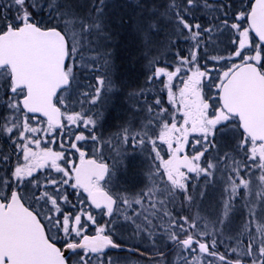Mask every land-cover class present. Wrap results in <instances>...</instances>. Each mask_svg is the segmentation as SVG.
Segmentation results:
<instances>
[{
	"label": "snow or ice",
	"instance_id": "6c2138e0",
	"mask_svg": "<svg viewBox=\"0 0 264 264\" xmlns=\"http://www.w3.org/2000/svg\"><path fill=\"white\" fill-rule=\"evenodd\" d=\"M137 7L149 83L160 82L172 109L153 97L147 108L158 106V136L122 125V140L134 148L147 137L166 181L159 196L152 186L120 199L106 190L115 169L89 156V141L99 147L103 139L96 134L102 114L69 112L64 99L84 73L95 74L84 93L92 106L123 90L108 51L113 4L0 0V140L10 149L0 150V264H119L112 250L139 252L146 264H169L170 254L173 264H264V0H140ZM205 10L210 19L202 24L195 14ZM225 34L227 56L210 54ZM181 41L190 42L188 55L172 53ZM167 55L173 64H160ZM57 137L60 150H53ZM119 162L126 165L127 148ZM201 177L223 184L220 211L208 219L183 214L207 196L192 184ZM177 199L180 212L173 211ZM245 208L248 220L234 227ZM123 226L150 247L128 249L118 238Z\"/></svg>",
	"mask_w": 264,
	"mask_h": 264
},
{
	"label": "rangeland",
	"instance_id": "374dc122",
	"mask_svg": "<svg viewBox=\"0 0 264 264\" xmlns=\"http://www.w3.org/2000/svg\"><path fill=\"white\" fill-rule=\"evenodd\" d=\"M110 2L112 3V0H110ZM129 88H133V86L131 85L123 91L114 95L108 94L102 103L92 106V108L95 109V112H92L93 115L96 113L102 114V119H100L99 121L96 134L98 135V137L103 138L101 141H99L100 149L94 146L93 148L95 150L99 149L101 152L100 154H102L103 156L106 155V157L110 161V168L115 169V178L113 179L111 184L106 187L111 190L112 194L115 197H119L120 199L139 198V194L141 191H146L149 187L152 186H155L156 195L159 196L163 183L166 181V177L162 179L160 174L155 172V166L158 161L153 160L155 153L152 151L151 143L147 140V137L157 136V132L154 133L156 128L155 124H153V120H158V116L155 112H149L146 108L147 106H145V104L143 105L142 101L137 99L136 89L132 90ZM74 89L75 91H77V89L83 90L84 85H79L78 87H74ZM130 93H136V95L132 96L130 95ZM116 97H121L122 101L116 103ZM67 98L68 94L66 93L64 99ZM123 99H125L126 101H124ZM120 103L122 104V106H120ZM113 105H115V107ZM77 108H80V104L77 106ZM89 109L90 108L88 107V110ZM113 118H116V122H119V125L116 122L112 121ZM33 123L35 125L36 122ZM122 125H127L129 127L134 126L136 132H139L141 136H145V133H147L145 145H136L133 148L129 147L124 141H122L123 132L116 131V129L118 127H121ZM157 131H159V128ZM1 141L2 140H0V143ZM220 145L222 149L229 147V144L225 141H220ZM93 148L91 149L92 153L94 152ZM125 148H127L126 165L119 162V158L124 153ZM59 149L60 148H57V150ZM166 152V148H164L161 152V155L165 156V158H167ZM214 155L215 152H213L212 155L209 156V159H212V156ZM242 156L243 153L241 152L237 159L239 160V158ZM73 157L74 156H69L68 158L72 160ZM148 169H152L153 172L150 174L147 171ZM216 180L222 182L224 180V177H221L219 174H217ZM209 181L210 182L208 185H205L203 183V177H201L200 181H194V186H198L201 192H207V196L203 198L202 202L199 200L197 201V207L192 208L190 211L187 209L190 215H194L197 211H199L202 217L208 219L214 217L220 211V206L223 203V200L221 199L223 184L212 183L211 177L209 178ZM197 183H199L200 186L197 185ZM178 201L180 200H176L173 211H176V208L180 207V205L178 206ZM239 207L240 205H237V208ZM242 212V215L240 211L236 213V216L240 217V219L234 220V227L248 220L247 209H243ZM118 214L120 215L121 223H123V214ZM253 222L255 223L253 225L256 226L255 220H253ZM255 226H253V228H255ZM121 233H123L122 237H120ZM119 237L123 242L127 244L136 243L141 247H150V244L142 243L140 238L138 236H134L132 231L126 226L120 228ZM246 238L247 237H245V239ZM219 247L226 250L228 248V243L225 242ZM114 258L117 259L116 257ZM122 258L125 259L126 257L122 256ZM119 264H146V261H134L133 259H130L128 261L119 260Z\"/></svg>",
	"mask_w": 264,
	"mask_h": 264
},
{
	"label": "trees",
	"instance_id": "16d2710c",
	"mask_svg": "<svg viewBox=\"0 0 264 264\" xmlns=\"http://www.w3.org/2000/svg\"><path fill=\"white\" fill-rule=\"evenodd\" d=\"M163 2L164 0H145V3L150 6L154 4L158 5ZM223 2L224 0H220V3ZM233 2L236 3L237 5L239 4V0H233ZM139 3L140 0H112L113 8L111 9V11L115 14L113 18L116 21V27L112 29L114 36L111 39V41L108 42L111 45L108 48V51L111 53V57H112L113 73L117 78V80L119 81L120 85L122 86L123 90L131 85L133 86V88H129V89L137 90V99L142 101L143 105L145 104V106H149V105L154 106L155 100L153 99V97H155L161 101V104L164 107L171 110L172 106L169 105L167 102V92L160 84V82L157 80V81H153L152 83H149L148 80V77L151 75V67L149 66V60L151 59V57L147 54V49H145L144 47L142 38L140 34H138L137 32V26L140 23L139 17L141 16V9L137 7ZM195 15L198 21L202 24H206L210 19V17L207 16V10L197 11ZM120 17H125L123 23L120 22L119 19ZM189 44L190 42L181 41L179 48L172 49V53L174 54L176 51H180L182 55H188ZM226 46L229 49L231 47L228 40V34H225L224 36L220 37L219 41L216 42L215 50H213L212 47H209L207 51L212 55L224 54L225 56H227L228 52L225 50ZM101 51H103V46H101ZM159 63L173 64L172 56L167 55L161 57L159 59ZM201 63H203V61H201ZM174 66L175 65H173V68H170L169 70H174ZM99 74L102 75L103 73L101 72ZM93 75L95 74L84 73L83 77H81L79 80V85L83 84L84 89L83 90L77 89V91H75L74 89L71 93V99L70 100H68V98L65 99L67 101V110L69 112H71L73 109L75 111L88 112V107L92 108V105H90L87 102L84 93L86 89L90 91L89 84L94 82L92 80ZM174 83L177 84V86H179L178 82H174ZM173 90L175 91L176 88L174 87ZM140 92L144 93V99H140L139 97ZM207 94L208 92L206 89L205 95ZM123 100L126 101L125 99ZM121 101H122L121 97L115 98L116 103ZM79 104H80V108H77ZM113 106L115 107V105ZM120 106H122L121 103ZM157 111H158V106L153 107L152 112L157 113ZM92 112H95V109L92 108ZM164 115L167 116L168 113H164ZM112 121L116 122V118H113ZM116 123L119 125V122ZM121 127H118L116 131L120 132ZM155 128L158 130V127L155 126ZM156 129L154 133L157 132V136H158L159 131H157ZM178 202H179L178 203L179 206L180 201ZM180 211H182L181 208L177 207L176 212H180ZM183 214L190 215L189 211L186 208L183 210ZM253 224L255 223L253 222ZM123 243L125 245H129L139 249L145 248L139 246L136 243L133 244H127L125 242ZM220 251L223 252L225 250L220 247ZM112 256L116 257L121 261L124 260L128 261L130 259H133L134 261H145L137 257L136 255H130L127 253L112 252ZM122 256L126 258L123 259ZM168 259H169V264H172L174 260H176V257L174 254H170Z\"/></svg>",
	"mask_w": 264,
	"mask_h": 264
},
{
	"label": "flooded vegetation",
	"instance_id": "af4514ba",
	"mask_svg": "<svg viewBox=\"0 0 264 264\" xmlns=\"http://www.w3.org/2000/svg\"><path fill=\"white\" fill-rule=\"evenodd\" d=\"M0 111H3V109H0ZM35 122V121H34ZM41 127H46V124H42L41 125ZM99 143V142H98ZM93 143H91V141H89V144H88V148H89V156H92L93 154H95L98 158H103V159H105V161L110 165V161L108 160V158L106 157V155H102V154H100L101 152H100V146L98 147L99 149H97V150H95L94 148H93V145H92ZM44 145L42 144V147H43ZM49 147H52L53 148V150H57V148H59V137H57V143L56 144H49L48 145ZM93 148V153H92V149ZM0 150H4V151H10V149H8V147H7V145L3 142V141H1V143H0ZM60 150V149H59ZM69 156H71V155H69ZM72 160H75L77 163H78V155L77 156H74L73 157V159ZM15 163H16V158L15 157H12V164L13 165H15ZM21 163H22V161H21ZM58 163H60V165L61 166H63V164H64V161H60V162H58ZM48 171H50L51 172V175H53V176H55V175H58L57 173H55V171L54 170H51V169H48ZM0 175H3V173H0ZM37 175H41L42 176V173H40V172H38L37 173ZM192 184H193V186H194V181H192ZM197 185H199L200 186V184L199 183H197ZM106 190L107 191H109L110 192V194H112V192H111V190H109L108 188H106ZM69 192H71L72 190L71 189H69L68 190ZM113 195V194H112ZM114 196V195H113ZM115 197V196H114ZM70 199H72L74 202H75V196H70ZM86 207V206H85ZM98 219H100V217H97ZM106 219V218H105ZM89 231H91V229H89ZM122 235H123V233H121L120 234V237H122ZM119 237V238H120ZM123 242V241H122ZM127 247H131V248H135V247H132V246H129V245H126ZM146 248V247H145ZM165 251H168V250H165ZM113 252V251H112ZM114 253H127V254H130V253H128V252H114ZM130 255H134V254H130ZM137 256V255H136ZM137 257H139V256H137ZM139 258H141V257H139ZM141 259H143V258H141ZM143 260H145V259H143ZM146 261V260H145Z\"/></svg>",
	"mask_w": 264,
	"mask_h": 264
},
{
	"label": "water",
	"instance_id": "95a60500",
	"mask_svg": "<svg viewBox=\"0 0 264 264\" xmlns=\"http://www.w3.org/2000/svg\"><path fill=\"white\" fill-rule=\"evenodd\" d=\"M43 119V118H42ZM128 249H132L131 247H127ZM113 252H128V253H130V254H134V255H137V256H139V257H141V258H143V259H145L143 256H141L140 255V253L139 252H133V251H131V250H112ZM167 252V251H166Z\"/></svg>",
	"mask_w": 264,
	"mask_h": 264
}]
</instances>
